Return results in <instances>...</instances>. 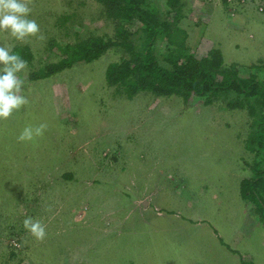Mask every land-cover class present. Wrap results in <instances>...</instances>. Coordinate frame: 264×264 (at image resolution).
<instances>
[{"label":"rangeland","instance_id":"1","mask_svg":"<svg viewBox=\"0 0 264 264\" xmlns=\"http://www.w3.org/2000/svg\"><path fill=\"white\" fill-rule=\"evenodd\" d=\"M149 1L165 12L166 0ZM182 2L179 24L197 59L217 48L244 76L264 64V0ZM30 6L44 39L0 32V45L32 56L19 74L29 104L0 120V264H264V191L257 202L239 193L253 175L246 114L223 99L117 95L104 72L119 48L31 80L59 60L48 42L110 36L111 26L93 0ZM41 123L42 136L18 141ZM26 217L45 224L43 241L23 227Z\"/></svg>","mask_w":264,"mask_h":264},{"label":"trees","instance_id":"2","mask_svg":"<svg viewBox=\"0 0 264 264\" xmlns=\"http://www.w3.org/2000/svg\"><path fill=\"white\" fill-rule=\"evenodd\" d=\"M93 1L101 8V18L111 26V35L90 34L75 44L48 42V48L57 52L59 60L37 69L29 78H48L80 62L96 61L111 49L119 48L124 55L108 64L104 72L106 86L117 95L128 100L141 92L157 98L175 95L184 103L202 99L204 106L223 99L225 109L243 111L250 120L244 147L253 155L250 165L253 175L240 181L239 193L242 198H254L257 202L258 192L264 191V169L258 168L264 162V64L246 66L251 73L244 76L241 74L244 67L226 64L217 48L197 59L179 24L183 17L182 0H166L162 15L149 0ZM72 16L63 17V25ZM134 34L137 40H133ZM160 43L163 49L159 48ZM13 52L30 64L32 56L27 47H15Z\"/></svg>","mask_w":264,"mask_h":264},{"label":"clouds","instance_id":"3","mask_svg":"<svg viewBox=\"0 0 264 264\" xmlns=\"http://www.w3.org/2000/svg\"><path fill=\"white\" fill-rule=\"evenodd\" d=\"M32 0H0V32H7L13 39L25 42L29 37L44 39L40 26L35 19H30ZM15 45H0V120L8 119L13 112L19 111L29 104L24 93V80L20 73L28 67V62L13 52ZM46 124L35 127L28 125L23 128L18 141H32L43 135ZM23 227L37 241L46 238V226L39 219L26 217Z\"/></svg>","mask_w":264,"mask_h":264}]
</instances>
